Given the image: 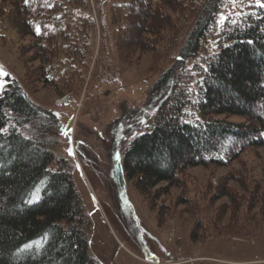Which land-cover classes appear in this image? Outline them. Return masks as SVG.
Masks as SVG:
<instances>
[{
	"label": "trees",
	"instance_id": "trees-1",
	"mask_svg": "<svg viewBox=\"0 0 264 264\" xmlns=\"http://www.w3.org/2000/svg\"><path fill=\"white\" fill-rule=\"evenodd\" d=\"M228 1L113 0L110 9L119 57L131 62L145 53L155 62L158 53L167 56L172 38L195 17L180 57L151 89L150 101L166 93L152 124L124 149L127 177L159 225L171 220L164 198L182 185L184 170L223 166L245 147L264 148V0H233L234 9L218 24ZM91 9L89 0H0V21L20 40L31 38L18 46L30 90L52 85L64 93L77 83L74 77L83 82L96 44ZM53 119L8 79L0 94V264H102L89 252L92 221L71 166L47 139L45 125ZM251 180L245 212L251 208L258 217L264 186ZM226 194L237 209L242 198ZM253 217H239L237 225L246 227ZM225 230L214 236H256L237 226Z\"/></svg>",
	"mask_w": 264,
	"mask_h": 264
},
{
	"label": "rangeland",
	"instance_id": "rangeland-1",
	"mask_svg": "<svg viewBox=\"0 0 264 264\" xmlns=\"http://www.w3.org/2000/svg\"><path fill=\"white\" fill-rule=\"evenodd\" d=\"M89 2L96 26L94 59L98 60L95 63L93 59L88 70L82 69L83 82L74 77L77 83L72 89L64 87V93L56 92L52 85L30 90L18 46L20 42L29 44L31 38L20 40L1 21L0 81L7 85L9 78L17 80L31 101L57 116L58 121L46 123L45 133L56 155L71 166L92 221L91 256L102 264H264V212L260 206L254 210L258 217H253L251 208L248 214L245 212L249 189H254L251 179L256 177L264 186L263 147H245L223 166L184 170L182 185L171 187L164 198L173 212L171 220L163 219L160 225L125 171L124 149L152 124L155 107L166 95L163 92L160 100L150 101L151 89L161 73L180 57L195 17L172 38L167 56L158 53L155 62L154 54L145 53L134 56L131 62L119 57L112 34L113 0ZM232 9L234 2L229 0L218 24ZM191 63L188 60L186 65ZM52 73L57 79L55 70ZM64 98L66 101H62ZM51 167L54 169L56 163ZM241 176H246L248 185ZM226 193L241 197L242 206L236 209ZM183 197H187V204ZM246 215L253 217L246 227L237 225L238 218ZM195 226L197 240L192 238ZM234 226L256 236H214L216 230L229 227L231 231Z\"/></svg>",
	"mask_w": 264,
	"mask_h": 264
},
{
	"label": "snow or ice",
	"instance_id": "snow-or-ice-1",
	"mask_svg": "<svg viewBox=\"0 0 264 264\" xmlns=\"http://www.w3.org/2000/svg\"><path fill=\"white\" fill-rule=\"evenodd\" d=\"M258 2H259V0H258ZM261 7H264V3H262L261 5H260ZM227 18L225 17V20H226ZM37 31L39 32V29H37ZM6 75V74H5ZM7 87V85H6V83L5 82H3V81H0V94H3V92H4V89Z\"/></svg>",
	"mask_w": 264,
	"mask_h": 264
},
{
	"label": "bare ground",
	"instance_id": "bare-ground-1",
	"mask_svg": "<svg viewBox=\"0 0 264 264\" xmlns=\"http://www.w3.org/2000/svg\"><path fill=\"white\" fill-rule=\"evenodd\" d=\"M66 99H67V98H64V99H62V101H66ZM62 101H61V102H62Z\"/></svg>",
	"mask_w": 264,
	"mask_h": 264
}]
</instances>
